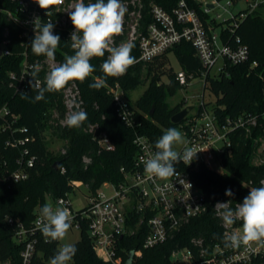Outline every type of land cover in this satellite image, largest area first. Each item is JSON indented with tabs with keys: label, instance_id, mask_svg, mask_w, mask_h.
<instances>
[{
	"label": "trees",
	"instance_id": "obj_1",
	"mask_svg": "<svg viewBox=\"0 0 264 264\" xmlns=\"http://www.w3.org/2000/svg\"><path fill=\"white\" fill-rule=\"evenodd\" d=\"M177 0H143L144 11L142 21L148 23L151 18L146 13L148 6L155 3L170 10ZM199 13L205 24L216 27L221 23L207 21L209 16L201 11L195 0H186ZM95 0L92 2L94 3ZM16 2L0 0V38L7 28L9 36L16 44L11 47V54L0 56V104L6 103L10 112L17 115L16 123L4 128L0 127V155L6 166L15 167L14 159L19 148H13L5 142L12 136L29 137L23 146L34 155L35 163L30 168L27 179L6 187L0 180V259H8L19 264V252L24 242H17L14 235L19 224L29 229L40 209L47 204L46 198L52 201L60 196L69 195L76 183L83 184L90 195L96 193L99 187L106 182L119 184L124 180V171L132 169L133 154L136 146L133 142L135 132L146 136L153 145L168 128L178 124L172 123L171 116L184 106L181 103L171 105L168 99L181 86L175 79V72L169 66L168 52L173 51L180 69L187 74L200 76L204 70L191 43L182 40L164 53L156 56L147 63H134L126 74L118 77H108L105 85L92 89L89 84L96 77H103L100 65L106 55L92 58L90 63L95 71L84 82L74 81L80 88L87 113V120L78 128L61 126L59 117L63 114L61 91L46 93L44 100L33 102L36 95L29 87L25 92L27 99L21 98V93H14L8 86V71L16 69L20 61L21 46L18 41L19 27L11 20L5 10L14 11ZM60 36V45L56 50V57L60 63L66 55H73L72 50L61 31H54ZM224 38L238 36L248 47V59L239 65H228L224 74L216 77H205V88L215 97L212 109L223 117L236 115L241 112L256 114L258 126L250 134L236 131L232 136L229 152L222 156V171L217 172L203 165L193 166L178 163L176 170L189 173L205 196L207 209L204 213L191 217L180 226L170 230L168 238L161 244L149 248L142 247L143 238L147 232L145 220L135 227L129 235L118 239V247L122 259L125 260L129 251L134 250L132 264H170V252L178 247H191V239L201 238L205 244L223 242L222 228L219 219L212 209L216 201L230 200L232 203H242L249 189L260 187V180L264 177V162L254 161L257 148L264 144V16L260 12L248 14L232 33L227 29L222 31ZM132 55L136 58L138 50L132 45ZM30 57L35 56L29 47ZM256 61V66L251 63ZM167 76V82L161 77ZM72 82V81H70ZM69 82V83H70ZM146 83L142 95L132 106L127 101L132 118L136 122L135 128L126 126L118 115L109 86L118 84L127 100L128 92L140 83ZM151 112V113H150ZM56 115V116H55ZM58 118V119H57ZM97 123L100 129L105 130L110 137L113 148L101 149L91 134L85 131L89 124ZM16 126L24 128L21 131ZM11 131L13 133L11 134ZM61 141L64 152L49 150L50 139ZM264 155V151L261 153ZM84 158H89L85 161ZM58 160L56 169L52 164ZM2 168V167H0ZM3 169V168H2ZM63 169V170H61ZM230 189L233 196L225 195ZM130 212V211H128ZM129 223L134 227L137 216H132ZM10 220V221H9ZM215 234V238H214ZM35 264H45L53 257L58 249V241H46L41 233H36ZM77 253L70 264H112L100 259L87 233V224L81 222L80 237L74 243ZM125 264V263H124Z\"/></svg>",
	"mask_w": 264,
	"mask_h": 264
},
{
	"label": "built area",
	"instance_id": "obj_2",
	"mask_svg": "<svg viewBox=\"0 0 264 264\" xmlns=\"http://www.w3.org/2000/svg\"><path fill=\"white\" fill-rule=\"evenodd\" d=\"M16 2L14 11L5 10L7 16L18 25L17 34L21 50L19 51L20 61L16 69L8 71V86L14 93L25 92L29 87V76L34 64L41 66L38 78L43 83L45 75L54 64H60L55 55V61H48L46 57L31 58L29 45L34 38L33 19L40 17L42 22L50 19L54 22L53 31H61L71 47V33L75 30L69 19L71 11L78 0H64L60 5L52 9V16L47 17L45 10H42L33 0H12ZM94 0H84L92 3ZM224 1V3H222ZM241 0H195L204 14L209 16V20L220 22L222 30L216 32V27L205 24L197 10L188 4L186 0H177L175 5L166 10L165 8L151 3L146 13L151 20L144 24L142 21L144 3L143 0H121L127 9L122 33L113 38L112 46L121 44L136 45L138 56L135 63H147L156 56L169 50L182 40L191 43L195 50V55L199 59L204 70L200 76L187 74L184 70L175 71V79L181 88L186 87L190 81L199 77L205 88V77H216L224 74L228 75L226 67L228 65L243 64L248 59V47L241 42L238 36H228L224 38L222 31L227 29L232 33L238 23L248 14L260 12L264 16V0H244L247 2L245 8H239L234 12L232 8L237 7ZM210 4V6H209ZM216 8L222 9L225 13H216L211 16V11ZM16 44L9 36L6 28L0 38V50L2 55L11 54V47ZM73 50V49H72ZM106 58L109 53H105ZM256 61L251 66H256ZM109 93L116 106L118 115L123 123L131 128H135L136 122L132 118L127 107V100L118 84L109 86ZM199 99L194 111L190 110L185 118L178 123L180 131L184 137L185 144L181 145L177 151H183L184 147L193 148L197 153L190 163L193 166L203 165L213 169V163L220 160L231 148V136L236 131H244L250 134L258 126L256 114L241 112L236 115H217L212 106L207 105L203 100V93L197 96ZM187 98L183 97V102ZM61 102L63 114L59 117L58 123L65 126L66 117L72 112L85 109L84 100L81 96L79 86L74 82L68 83L61 91ZM260 115L264 116V112ZM17 115L10 112L6 103L0 104V127L4 128L16 123ZM15 128L24 131V128ZM264 131V126H262ZM85 131L92 135L101 149L110 150L113 144L105 130L100 129L97 123L89 124ZM13 131H11V134ZM29 137H10L6 144L13 148H19L18 155L14 159L15 167L6 166V162L0 155V180L9 187L19 181L25 180L30 175V168L35 163L34 155L30 154L28 148L23 144ZM133 142L136 150L133 154L132 169L123 171L124 180L119 184L108 182L111 192L107 195L97 190L90 195L86 206L79 210H74L71 206L68 195L54 199L57 207H67L71 212V226L80 229L81 222L87 224V233L91 240L92 247L96 255L103 261L112 264H124L125 260L119 252L118 239L124 234L134 233L145 220L147 232L142 241L143 248L153 247L163 243L169 236L170 230L177 228L184 221L191 217L204 213L207 203L202 189L196 185L189 173L176 170V174L167 180L149 178L144 171V161L155 152L152 142L144 135L137 132L134 134ZM262 152L264 144H262ZM61 153L64 149L60 150ZM257 162L263 163V154H258ZM87 162L89 158H84ZM179 163H183L180 161ZM178 164V163H177ZM184 164V163H183ZM63 170V169H61ZM264 177L260 180L262 186ZM79 183H76V185ZM229 200L216 201L212 209L219 219L222 228V238L225 232L239 233L242 222L237 220L233 225L226 226L220 216L222 209L216 205ZM238 202L232 203L230 207L236 208ZM132 216H137L134 227L129 223ZM40 212L36 214L32 226L24 229L19 224V229L14 237L17 242H24L23 248L19 252V264H35L36 254V233H41L39 221ZM10 221V220H9ZM42 234V233H41ZM191 247H178L170 252V264H264V246L255 242L250 245H241L238 249L225 248L224 242L205 244L201 238L191 239ZM135 255V252H134ZM127 257V256H126ZM50 261V260H49ZM46 261L45 264H49ZM0 264H14L8 259H0Z\"/></svg>",
	"mask_w": 264,
	"mask_h": 264
},
{
	"label": "clouds",
	"instance_id": "obj_3",
	"mask_svg": "<svg viewBox=\"0 0 264 264\" xmlns=\"http://www.w3.org/2000/svg\"><path fill=\"white\" fill-rule=\"evenodd\" d=\"M34 3L45 10L47 17L52 16V9L64 0H33ZM127 9L121 0H95L94 3H85L78 0L73 9L69 11V19L74 27L71 33V47L73 55H66L64 62L54 64L45 75L43 83L38 78L41 66L37 63L32 66L29 85L36 93L33 102L44 100L46 93L62 90L70 81L84 82L94 71L90 63L92 58L104 57L100 65L103 77H96L89 84L92 89L102 88L108 77L118 78L126 74L129 67L135 63L132 55V45L121 44L112 46L113 38L122 33L123 20ZM34 38L29 47L35 56H44L48 61L54 62L56 50L60 45V36L54 34V22L47 19L42 22L40 17L32 21ZM21 98L27 99L26 92H21ZM87 120V113L83 110L75 111L66 117L68 127L78 128ZM184 137L176 128H168L155 142V152L144 161V171L149 178L167 180L176 174L175 165L183 161L190 164L197 153L190 147L177 151L178 145H184ZM226 196H233L230 189ZM222 211L220 216L226 226L233 225L237 220L242 222L239 233L225 232L223 242L225 248L238 249L241 245H250L253 242L264 246V182L262 186L249 189L242 203L236 208L230 207L228 202L217 203ZM40 231L46 241H62L71 228V212L67 207H55L45 204L40 209ZM215 238V234H214ZM77 253L74 244L66 243L56 254L50 258L49 264H70Z\"/></svg>",
	"mask_w": 264,
	"mask_h": 264
},
{
	"label": "rangeland",
	"instance_id": "obj_4",
	"mask_svg": "<svg viewBox=\"0 0 264 264\" xmlns=\"http://www.w3.org/2000/svg\"><path fill=\"white\" fill-rule=\"evenodd\" d=\"M222 3H224V1H222ZM246 5H247V2L244 0H241V1H239L237 7L232 8V10L234 12H236V10H238L239 8H245ZM216 13H222L223 16H225V13L222 11V9H218V8L211 11L210 14H211V16H215ZM222 28L223 27L221 24L218 25L216 32L220 33V30H222ZM168 59H169V66L172 68V70L174 72L178 71L180 69V66H179V63H178L173 51L168 52ZM161 81L167 82V76H165V75L162 76ZM145 88H146V83L142 82V83L138 84L135 88L131 89L128 92V97H127L128 103L132 106H135V101L142 95ZM201 93H203L204 102L207 103V105L212 106V104L214 103L215 97L212 93H210L208 91L207 88L203 87V82L199 77L192 79L186 87L177 88V91L168 99V101L171 105H174L176 103H181V101L183 100V97H185V98H187V101L185 102L184 106L193 105L195 107L192 111H194L195 108L197 107V104L199 101L197 96H199ZM174 128H176L180 131L179 125L174 127ZM48 139H50V142L48 144L49 150L56 152V151L61 149L62 143L60 140H58L57 138H48ZM180 146L181 145H178L176 150H178L180 148ZM262 146L263 145H260L257 148L258 154L262 153V151H261ZM253 157H254V161L258 160L256 155H254ZM212 168L214 171L221 172L222 167L220 164V160L215 161L213 163ZM98 190L104 192L107 195L111 192L110 185L108 182L103 183L99 187ZM68 197L70 199L72 208L74 210H79V209H81L87 205V203L89 201L90 193H89V191L85 185L77 184L73 188V190L69 193ZM46 202H47V204H51L53 206V208L57 207L55 205L54 201H52L49 198H46ZM79 237H80V229L75 227V226H71V228L68 231L66 238L62 241H58V249L66 243H71V244L74 243L76 240L79 239Z\"/></svg>",
	"mask_w": 264,
	"mask_h": 264
},
{
	"label": "water",
	"instance_id": "obj_5",
	"mask_svg": "<svg viewBox=\"0 0 264 264\" xmlns=\"http://www.w3.org/2000/svg\"><path fill=\"white\" fill-rule=\"evenodd\" d=\"M209 6H210V4H209ZM0 54H1V50H0ZM193 107H194L193 105H188V106L182 107L180 110H178L177 112H175L171 116V118H170L171 122L175 123V124H178L179 122H181L185 118L186 114L190 110L193 109ZM58 165H59V161L58 160L54 161L53 164H52L54 169H56L58 167ZM133 255H134V250H131V251L128 252L126 260H125V264H132Z\"/></svg>",
	"mask_w": 264,
	"mask_h": 264
}]
</instances>
